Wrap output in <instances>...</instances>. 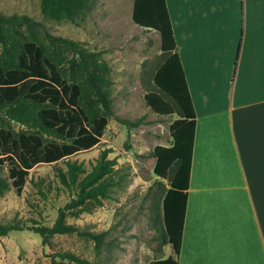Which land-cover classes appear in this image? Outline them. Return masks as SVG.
<instances>
[{
	"label": "trees",
	"instance_id": "trees-1",
	"mask_svg": "<svg viewBox=\"0 0 264 264\" xmlns=\"http://www.w3.org/2000/svg\"><path fill=\"white\" fill-rule=\"evenodd\" d=\"M89 3L90 0H40V10L53 20L74 22L79 12L89 8ZM131 18L137 25L160 33L165 54L153 75L157 89L145 93L144 99L157 114L176 112L179 116L170 125L171 144H157L151 152L155 158L154 174L166 179L169 186L162 189V182H158V193L149 206L150 218L161 243L169 244L173 254L148 264H178L195 111L165 0H134ZM39 28V22L25 14L0 13V118L5 115L32 130L14 132L0 127V195L11 186L20 192L29 170L36 164L57 162L97 145L112 113L108 65L99 53ZM119 121L135 127L142 118ZM109 151L103 149L89 171L68 160L67 171H59L61 181L74 188L76 196L58 208L51 225L30 226L43 244L54 234L67 233L86 236L96 245L103 242L104 232L80 230L77 225L66 223L65 216L87 210L89 202L101 205L102 198L118 185L112 176L116 161L107 157ZM5 167L7 173L3 175ZM22 229L17 224L0 223V236ZM64 260L89 263L70 251L51 254V264H63Z\"/></svg>",
	"mask_w": 264,
	"mask_h": 264
},
{
	"label": "rangeland",
	"instance_id": "rangeland-1",
	"mask_svg": "<svg viewBox=\"0 0 264 264\" xmlns=\"http://www.w3.org/2000/svg\"><path fill=\"white\" fill-rule=\"evenodd\" d=\"M133 1L90 0L89 8L79 12L72 22L46 17L40 10V0H0V13L25 14L39 22L41 29L97 51L108 65L112 105L97 145L57 162L36 164L20 192L11 186L0 195V223L24 228L0 236V264H51V254L60 251H70L88 260V264H148L173 254L169 244L161 243L150 218L149 206L158 193V182H162V189L169 186L166 179L154 174L151 152L157 144H171L170 125L179 116L176 112L157 114L144 99L145 93L157 89L153 75L165 54L160 33L133 22ZM63 65L70 72L68 63ZM139 117L142 122L135 127L119 121ZM0 127L14 132L32 131L5 115L0 118ZM103 149L110 150L107 157L116 161L112 176L118 185L102 198L101 205L89 202L87 210L65 216L66 223L80 230L104 232L103 242L96 245L86 236L67 233L54 234L43 244L30 226L51 225L58 208L76 196V190L61 181L59 171H67V160L89 171ZM6 173L5 167L3 175ZM63 264L86 263L64 260Z\"/></svg>",
	"mask_w": 264,
	"mask_h": 264
},
{
	"label": "crops",
	"instance_id": "crops-1",
	"mask_svg": "<svg viewBox=\"0 0 264 264\" xmlns=\"http://www.w3.org/2000/svg\"><path fill=\"white\" fill-rule=\"evenodd\" d=\"M165 2L195 111L177 262L264 264V0Z\"/></svg>",
	"mask_w": 264,
	"mask_h": 264
}]
</instances>
